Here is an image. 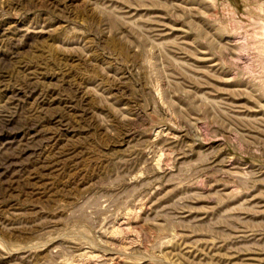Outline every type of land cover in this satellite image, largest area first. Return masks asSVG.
Wrapping results in <instances>:
<instances>
[{
	"label": "rangeland",
	"instance_id": "374dc122",
	"mask_svg": "<svg viewBox=\"0 0 264 264\" xmlns=\"http://www.w3.org/2000/svg\"><path fill=\"white\" fill-rule=\"evenodd\" d=\"M0 264H264V0H0Z\"/></svg>",
	"mask_w": 264,
	"mask_h": 264
}]
</instances>
